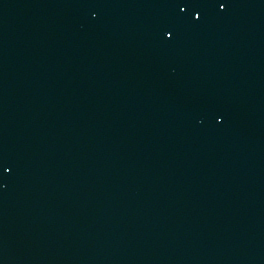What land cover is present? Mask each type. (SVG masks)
<instances>
[{"label": "water", "instance_id": "95a60500", "mask_svg": "<svg viewBox=\"0 0 264 264\" xmlns=\"http://www.w3.org/2000/svg\"><path fill=\"white\" fill-rule=\"evenodd\" d=\"M0 264H264V0H0Z\"/></svg>", "mask_w": 264, "mask_h": 264}]
</instances>
